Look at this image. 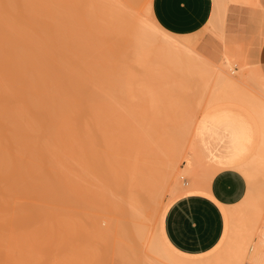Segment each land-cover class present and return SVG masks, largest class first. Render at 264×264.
I'll return each mask as SVG.
<instances>
[{
	"label": "bare ground",
	"instance_id": "6f19581e",
	"mask_svg": "<svg viewBox=\"0 0 264 264\" xmlns=\"http://www.w3.org/2000/svg\"><path fill=\"white\" fill-rule=\"evenodd\" d=\"M125 1L112 0V2H108L109 5L112 3V16H114V19L118 20L120 24V21L124 20L130 24L128 28L130 26V29L132 28V39H128L130 44L125 43L127 50L128 47L133 48L130 51L131 55L119 54V56L114 52V48L120 46L123 40H118L119 37H117L118 39L113 38V31V37H111L106 28L108 22L104 21V0L102 1L103 3L100 0H0V264H70L76 257H85L86 259L87 255L90 256L92 254L97 257L102 253L98 249L95 250L98 255H95L93 251L97 247L92 251L89 245L85 247V244L83 245L81 241L77 242L78 244H75L76 241L71 242L74 233H77V237L80 236L81 239L84 237L81 236L83 235L82 231H80V235L78 234L82 223L86 219L83 218L84 220L79 224L78 221H75L77 218L74 219L72 217L75 216L74 210L77 206L75 203L81 200L80 197H82V200L86 199L83 200V204L80 201V204H78L79 208L83 209V206L80 207L81 205L94 203L92 199L90 200L91 194L88 193L92 192L94 196L96 193L91 190L92 187L89 189L90 184H88L87 188L90 191L86 189V192H88L86 195L84 194L82 185L86 182L82 181L84 184L81 185L80 175L82 176V174L87 173L86 170L96 166L94 165L96 162L90 163L89 161L98 160L97 164L101 165L100 154L97 155L91 152L92 154L89 156L92 157L94 155L95 157H92L93 160L88 157L90 159L87 161L92 165L88 169L81 170L80 164L82 165L83 163L77 161V165H75L74 156L78 157V147L80 145L83 147L80 148V151L85 150L88 147L85 146L89 145V143L90 149H92L90 142L92 140L88 139L90 138V135H88L90 132L88 131L98 132L100 131L99 129L103 130L106 127V114L112 112V108L118 101L120 103H130V105L133 102L135 103L133 98L128 96L129 91L133 90L131 86L134 84L132 83L129 86L132 77H130L131 79L128 78L129 81L124 79L122 75L123 71L126 73L124 65H128L129 69L128 67L127 69L131 70L132 62L140 60L139 62L142 63L143 58L147 55L149 45L154 43V41H151V36L143 31V27L141 28L142 31L139 29L141 25L140 16L135 12V7H131V0L127 1L130 4L125 3ZM137 1L139 2V0ZM109 7L112 13V7ZM128 7L132 8V10L128 9ZM108 17L111 18L109 13ZM103 21L106 26H104ZM112 23L115 24L114 22ZM119 27L121 26L119 25ZM123 34L125 33L123 32ZM152 46L155 45L153 44ZM105 50L112 52L113 55L108 56V53L105 52L107 53L105 54L107 59H103L102 54ZM165 54L163 53V55ZM122 56L130 57H126V59ZM180 56L185 57L184 54ZM187 57L189 58L190 56ZM199 57V60L203 59ZM120 59L123 60L121 61ZM130 60L133 61L131 62ZM156 60L159 59L157 58ZM123 61L125 64L122 65ZM128 62H130V65ZM122 66H124V70ZM258 74L264 80L260 69ZM220 76V85L211 93L210 102L205 107L206 111L218 105L229 104L216 103L217 100L245 97V92L240 91L235 86L232 76L227 73H221ZM142 83L141 86L143 87ZM81 85L85 86L88 91L86 96L83 95L84 97L77 92L78 87L80 88ZM165 85H160L162 86L160 90H153L156 94L154 96L149 84H146L144 88L149 87V89L147 88L148 90L145 89L144 91L141 87L143 91L140 94L145 96L141 95L140 100H138L140 103L144 102L145 104H142L145 107L146 102H157L160 97L166 98V95L171 90L162 91L165 89H162ZM95 86L107 90L106 97L102 96V93L96 90ZM138 87L140 88V86ZM139 91L141 92V90ZM136 92L138 93V90ZM165 98L163 100H167ZM146 106L148 107L149 104L147 103ZM239 107L245 109L253 117L257 127V137L251 151L233 165L244 174L246 180L254 181L259 176L264 177V105H253L248 108L255 115L245 106ZM115 108L117 110L116 106ZM160 108H162L161 105L158 107L159 111ZM159 113L161 114V112ZM159 113L157 112L158 115H160ZM164 115L165 117L169 116ZM161 120H164V118ZM162 123H160V127ZM163 124L165 128L168 127L165 122ZM87 128H90V130ZM85 129H87L88 133ZM79 130H83L84 135L89 137L84 138L81 131L80 136H82L84 143L80 142V145L78 144L79 146H77V142L82 139L80 140L78 132L76 135L73 133ZM71 134L75 136L73 137ZM91 135H93V139L94 137L97 139V135L94 136V133ZM102 139L99 138V140L94 142H99ZM72 149L74 150L73 152ZM90 149L88 147L87 151L90 152ZM85 151L81 153L84 154L83 158L88 154ZM83 158L82 156L78 157L79 160L82 159L80 160L81 162H84ZM72 162H74L76 167H79L75 168L74 165L72 166ZM234 166L232 167L236 168ZM72 168L77 170L80 168L82 174L76 173L78 174V177L75 175L76 178L74 176L75 171ZM98 171L100 172V169ZM89 173L90 171L85 175H91ZM86 178L91 177L88 176ZM179 186L178 188H182ZM96 195L99 196L98 194ZM26 196L32 199L41 198L46 203L43 204L38 201L35 203L33 201L34 205L32 200L28 199L32 204L23 205L20 200ZM258 197L260 200L257 199ZM262 197L257 195L256 199L254 198L255 200H253L252 197L246 196L232 206L225 204L229 233L224 246L226 247L225 252L229 256L220 257L221 254L219 253V257L214 259L210 257L209 263L222 264V262H226V264H233L234 261L240 258V253L248 248L244 245H248L251 259L254 257L253 259L258 261H256L257 263L262 262L264 264V240L262 239L264 199ZM57 200L63 206L60 204L61 207L56 206L58 205L55 204L58 202ZM96 204L94 203L93 205ZM70 205L75 206L74 210L71 208L73 213L71 210L69 212ZM82 217L84 216L82 215ZM82 217H79L78 220ZM92 221L96 223V219ZM84 224L82 227H84ZM85 229L86 225L83 230ZM96 231L98 230L96 229ZM74 240H78V238ZM84 241L82 240V242ZM159 242L167 255L166 258L174 264H188L191 260L196 262H193L194 264H204L201 262L202 260L196 261L194 257H187V255L191 254L177 250L170 242L163 241V237L159 238ZM81 245L84 247H81ZM113 248L114 245L111 249L113 250ZM100 257H102V254ZM258 258L263 259L259 261ZM78 260V262L76 260L74 262L83 263V260ZM95 260L97 261V259ZM88 261L91 260L89 259ZM127 261L129 262V260ZM192 261L191 264H193ZM251 261L256 263L254 260ZM100 262L99 264L102 263ZM236 264L239 263L237 262Z\"/></svg>",
	"mask_w": 264,
	"mask_h": 264
},
{
	"label": "rangeland",
	"instance_id": "374dc122",
	"mask_svg": "<svg viewBox=\"0 0 264 264\" xmlns=\"http://www.w3.org/2000/svg\"><path fill=\"white\" fill-rule=\"evenodd\" d=\"M100 1L102 2L103 0ZM104 1H105L104 3L102 2L105 13L104 21L106 23L108 22L107 24L108 26H106L104 21L103 24L104 26H106L111 37H113L114 34L113 38L118 39L117 37H119L118 40L124 41V43L123 41L122 42L120 41L121 45L118 46L117 48H114V52L116 53V55L119 54L131 55L130 51L133 48L128 47L127 50V45H126L127 43L130 44L128 39L129 38L132 39L131 37L132 28L130 29L131 26L128 28L130 24H128L124 20L120 21L123 26L119 23L118 20L116 21V19H114V16H112L113 15L112 3L111 5H109L108 3V2H112V0L109 1L104 0ZM127 1L129 0H126L125 3L130 4V2ZM136 1L133 2L131 0V7H135L134 8V10H136L135 12L140 16L139 19L141 21L142 26L140 25V27L139 26L138 27L139 29L143 27L144 28L143 31L146 32L149 36H151V41H154V43L151 42L152 44L149 45V49H147L148 50L147 55L143 58L145 61L143 60L141 63L139 62L140 60L134 62H132L133 60L132 61L130 60L132 62L130 66L131 70H128L129 66L126 65L124 61L122 62V65L125 64L124 66L126 70V73L124 71L122 72L124 79H128V78L131 79L130 77H132L131 82H129L130 83L129 86H131L133 83L134 85L131 86V89L133 88V90L129 91L128 96L133 98V101H135V103L133 102L131 104L132 105L131 107L130 103L129 104L124 102L120 103L118 101L119 104L117 102V104L114 105V108H112V112H110L111 114L110 113L106 114L105 116L106 127H104L103 130L99 129L102 132L98 131V129H96L98 132H94V131L92 132V130L88 131L90 132V134H88L90 135V138H88L89 140H92L94 142L95 140H99V138L101 139L103 138L102 139L103 141L102 140H100L99 142L96 141V143L90 141L92 149H90L89 146L90 143L89 145L87 144L85 146V147L88 146L90 149L89 150L90 152H88L87 151L88 147L85 148V150L88 152V154L84 157L86 160L83 158L84 154H81L85 150L80 151V148L82 147L80 145V142L84 143L83 138H81L82 136H80L81 135L80 132L82 131V135H84L85 133L83 132V130H79L76 131V133H73L76 135L78 132L79 134L78 136H80V140L82 139L81 141H78L77 144L74 143L75 141L73 143L76 144L77 146L80 145L78 147L80 153L78 151L77 156L78 157L82 156L84 160V162H81L80 160L82 159L79 160L78 157L74 156L75 165H77L76 164L77 161L79 163H83L84 166L83 164L82 165L80 164L81 170H83V169H88L89 166L92 165V164L90 165L91 162L92 163L96 162V164H94L96 166L93 167L94 169L89 168L88 170H86L87 173L90 171L89 174H91L87 176L85 175L87 173L82 174L80 172V168H78L79 170L75 169L79 166L76 167L74 165V162H72V166L74 165L75 167L72 168L75 171L74 176L76 175L78 177V174H82V176L83 175L85 176L82 177L80 175V178L82 179V180L80 179L81 185L84 184L85 182L87 183L82 185L84 194L86 195L88 192V191L86 192V189L89 190L92 187L91 190H94L96 192L95 196L94 193L92 195V192L88 194H91L90 200L92 199L93 202L97 204L96 205H93L94 203L93 204L90 203L89 205L84 204L80 206V207L83 206V209L79 208L78 205L80 204L79 201L82 202L81 204H83L84 202L83 200H86V199L82 200V197H80L81 200H79L78 203L74 202L78 207L72 206L75 204L71 203L72 205H70L69 212L71 208L73 210L74 207L76 208L74 210L75 216H72L74 219L77 218L75 219V221H78V223L81 224L82 221L86 218L82 223L78 234L80 235V231H82L83 235L81 236L84 237H82L81 239L80 236L77 237V233H74L72 235L73 239L71 238L72 239L71 242L76 241L75 244H78L81 241L83 245L85 244L84 245L85 247L89 245L92 251L94 248L97 247V249H94L93 251L95 255L97 254L95 253V250L99 249L98 251L102 252L101 253L102 257H100L101 254H99V256L97 257L93 256L92 254L90 256L87 255L86 259L85 257L84 258L76 257V259L73 258L74 256L72 257L76 261L78 259H80V261L83 260L82 264H87L88 262L89 264H95V263L99 264L100 261L102 262V263L100 262L101 264H174L166 258L167 255L165 254L163 246L159 242V238L163 237V241L169 243L163 228V216L166 208L175 198L192 191H207V182L205 181H208L210 175L212 176V174H214V173H209L208 167L204 163V159H202L201 154L204 155L205 153L200 147L197 136V130L199 123H201L203 117L205 116V112H206L205 107L210 102L211 93L214 90H216L220 85V81H221L220 74L227 73L230 76H232L235 81V86L240 91L245 92L244 95L245 97L237 98V99L232 98L225 100H217L216 103L237 104L239 106H245L247 109L253 105L255 106L264 105V80L258 74L259 68L257 66V62L255 58L236 59L230 57L227 54L219 55L211 47V45L207 43V41H205L204 33L209 31V29L208 30L206 29L205 32L201 31L196 34H188V35L171 34L165 31L163 28H161L154 19L151 10L152 0H139V2ZM248 1L264 9V0H248ZM132 4H134L135 6L134 5L132 6ZM109 6L112 7V13L110 11ZM129 8L130 7H128V9ZM130 10H132V8H130ZM108 13L111 18L108 17ZM112 22H114L115 24H113ZM109 23L112 27L109 25ZM119 25L121 27H119ZM113 26H116L118 29L116 27L113 28ZM123 32L125 34H123ZM153 44L156 47L152 46ZM161 45L165 48H163ZM186 48L189 50H187ZM187 51L189 52L187 53ZM105 52L108 53V56L113 55L112 52L105 50L104 53L102 54V56L104 57L103 59H107V55L105 56V54L107 53ZM161 52H163L164 54L166 53L165 54L166 56L163 55V53ZM157 53L159 54L157 55ZM182 54H184V56L185 54H187L186 56H190L192 57V59H190V57L186 58V56L185 57L180 56ZM178 56L180 57L178 58ZM199 56L203 58L202 59L203 61L198 59ZM122 57L126 58L130 56H122ZM157 58L159 60H156ZM164 58H166L165 61H163ZM121 61L119 62L121 63ZM128 64L130 65V62H128ZM124 66H122L123 70H124ZM141 83L143 87L141 86ZM146 84L147 85L149 84V87L152 90V92L153 90L155 91H157L158 89L160 90V87H162L160 85H165L169 87L167 88L164 86L162 88V89L164 88L166 89V90L165 89L162 90L165 92L171 90L168 92L169 95L166 93L168 95V96L166 95L167 100H163L165 97L164 98L160 97V99H162L161 101L160 99H158L157 102L156 101L150 103L146 102V105L147 103L149 104L148 106L149 108L146 105L144 107L143 104L145 103L144 102L140 103L139 100L141 95L145 96L143 94H140L142 93L143 89L144 91L145 89L146 90L149 89V87H147L148 89L144 88ZM138 86H140V88ZM95 87L94 88L96 90L102 93V96L106 97V94L108 93L107 90L105 89L103 90V88L98 86ZM137 90L138 93L136 92ZM139 90H141V92ZM77 92H79V94H81V96L84 97L87 95L88 91L87 88H85V86L81 85L80 88L78 87ZM170 92L172 93L174 92V93L172 94ZM152 94L156 96L154 92ZM152 94L151 96H153ZM160 105L163 109L160 108L159 111L158 107H160ZM115 106L117 107V110ZM162 111L164 112L162 113ZM249 111L253 115H255V113H253L251 110ZM157 112L158 113L161 112V114L159 113L160 115H158ZM154 114L155 116H153ZM164 114L169 116L165 117ZM153 117L155 120L153 119ZM162 118H164L165 121L161 120ZM112 121L113 123H111ZM162 122L163 123L165 122L168 125V127L165 128V125ZM120 123L122 124L120 125ZM160 123H162L161 127H160ZM137 127H139V129H137ZM87 129L90 130V128ZM87 129H85V131ZM93 133L94 136L97 135L96 136L97 139L95 137L93 139L92 137L93 135H91ZM75 135L72 136L74 137ZM88 135H84L83 137L85 138ZM92 144L95 146H93ZM73 151L74 150L72 149V152ZM199 151L201 154L199 153ZM91 152L97 155L100 154L99 157L101 159L100 158L99 159L101 160L100 162L101 165L97 164L98 162L97 158H95L97 161H89L90 163H88L87 160H89L90 158L92 159V157H95L94 155L90 157L91 156L90 154H92ZM196 152L198 155L196 154ZM88 157L90 158L88 159ZM98 169H100V172L99 171L97 172ZM214 171L215 169H213L212 172ZM88 176L91 178H86ZM84 178L85 180H83ZM82 181L84 183H82ZM88 184H90L89 189L87 188L89 186ZM178 185H180L179 187L182 188H178ZM247 185L248 188L244 197L250 196V198L252 197L253 200H255L257 195L258 196L260 195L263 196L262 199H264L263 176L257 177L254 181L247 180ZM96 194H98L99 196H97ZM92 196H94L95 199H93L94 197L92 198ZM28 199L32 200V202L34 201L35 203L36 201L43 204L46 203L41 198L32 199L27 196L21 199L20 203L23 205L26 204V206L32 204L30 201H28ZM257 199H259V197ZM58 202L55 203L58 204L56 206L59 207L63 206L61 202L60 203ZM223 211L225 215V230L219 243L213 249L205 253L191 254V255H187V257H194V260L196 261L202 260L201 261L202 263L208 264L211 258L214 259L215 257H219L220 254H221L220 257L229 256L228 254H226L225 252L226 247L224 246V243L227 239V235L229 233L228 232L229 223L227 220L228 215L225 205H223ZM82 215L84 217H82ZM79 217L82 218L78 220ZM93 219H96L97 224L92 221ZM83 224L84 227L86 225L85 230H83L84 229V227H82ZM96 229L101 233L96 231ZM77 238L79 241L74 240ZM82 240L85 241L82 242ZM113 245L114 248L112 250L111 248L113 247ZM84 246L81 245V247ZM244 246L248 248L244 252L240 253V258L236 260L239 264H263L262 262L257 263L258 261L256 260L257 261L256 262L255 259H253L254 257L251 259L249 246L248 245H244ZM94 257L95 259H97V261L94 259ZM89 259L91 261H88ZM258 259L259 261H262L263 258L262 259L258 258ZM74 260L71 261L70 264H81V262L76 263V261L74 262ZM127 260H129L130 263ZM251 260H254L256 263H254ZM191 261L188 262V264L189 263L191 264ZM236 261H234L233 264H236L237 263ZM193 262L195 261H192V263ZM222 264H226V262L225 263L222 262Z\"/></svg>",
	"mask_w": 264,
	"mask_h": 264
},
{
	"label": "crops",
	"instance_id": "0c3cea01",
	"mask_svg": "<svg viewBox=\"0 0 264 264\" xmlns=\"http://www.w3.org/2000/svg\"><path fill=\"white\" fill-rule=\"evenodd\" d=\"M151 10L158 25L174 35L209 29L204 33L205 41L219 55L255 58L264 77L262 7L248 0H152ZM197 136L210 160L201 154L202 159L209 173H214L205 181L207 191H192L175 198L163 216L168 241L187 254L205 253L221 240L225 230L223 205L240 201L248 188L246 177L233 164L251 151L257 127L242 107L222 104L205 112Z\"/></svg>",
	"mask_w": 264,
	"mask_h": 264
},
{
	"label": "built area",
	"instance_id": "2783aa9c",
	"mask_svg": "<svg viewBox=\"0 0 264 264\" xmlns=\"http://www.w3.org/2000/svg\"><path fill=\"white\" fill-rule=\"evenodd\" d=\"M262 239L264 240V228H263V231H262Z\"/></svg>",
	"mask_w": 264,
	"mask_h": 264
}]
</instances>
